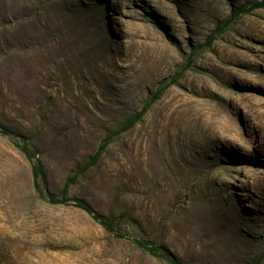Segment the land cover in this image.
I'll list each match as a JSON object with an SVG mask.
<instances>
[{
	"label": "rangeland",
	"instance_id": "374dc122",
	"mask_svg": "<svg viewBox=\"0 0 264 264\" xmlns=\"http://www.w3.org/2000/svg\"><path fill=\"white\" fill-rule=\"evenodd\" d=\"M262 1L0 0V125L57 196L110 140L70 197L183 264H264ZM17 142L0 134V264H169L42 199Z\"/></svg>",
	"mask_w": 264,
	"mask_h": 264
},
{
	"label": "trees",
	"instance_id": "16d2710c",
	"mask_svg": "<svg viewBox=\"0 0 264 264\" xmlns=\"http://www.w3.org/2000/svg\"><path fill=\"white\" fill-rule=\"evenodd\" d=\"M259 7H264V0L258 4ZM165 87L156 91L150 101L132 118L128 119L125 124L116 132V135H120L125 133L132 128L146 115L148 110L151 108L153 104L161 99L164 94ZM0 134L5 136H10L16 139L17 147L21 151V153L26 157V159L30 162L32 166V174H33V183L36 192L38 195L53 205H73L76 208L87 213L94 221H96L107 233L113 235L117 239H125L131 241L133 244L138 246L140 249L150 254L153 257L162 259L169 264H183L181 260L174 255L168 248L162 245H158L156 243L145 241L139 238L132 236L125 228H124V220L121 216H113V215H104L100 212L96 211L94 207L88 203L84 199L72 198L69 196V188L70 185L78 179L80 175H84L90 169L95 167L104 152L105 148L109 144L110 140H106L102 146L98 149L93 157L84 164L76 173L74 177H70L67 179L65 186L60 193L59 196L54 195L47 191L44 187L46 176L44 167L41 159L38 156V152L31 148L26 142L25 138L6 127L0 125Z\"/></svg>",
	"mask_w": 264,
	"mask_h": 264
},
{
	"label": "bare ground",
	"instance_id": "6f19581e",
	"mask_svg": "<svg viewBox=\"0 0 264 264\" xmlns=\"http://www.w3.org/2000/svg\"><path fill=\"white\" fill-rule=\"evenodd\" d=\"M183 109H184V108H183ZM207 115H208V114H207ZM204 116H205V115H204ZM210 117H211V116H210ZM191 119H192V118H191ZM158 121H159V120H158ZM160 122H161V121H160ZM155 123H156V122H155ZM155 125H156V124H155ZM157 125H158V124H157ZM159 126H160V125H159ZM154 128H156V127H154ZM154 128H153V129H154ZM153 133H154V132H153ZM151 151H152V150H151ZM151 151H150V152H151ZM153 154H154V153H153ZM159 155H160V154H159ZM125 156H126V155H125ZM163 156H164V155H163ZM151 157H152V156H151ZM165 158H166V157H165ZM163 159H164V158H163ZM152 161H154V160H152ZM161 162H162V161H161ZM159 163H160V162H159ZM164 163H165V162H164ZM155 164H156V163H155ZM155 164H154V165H155ZM162 164H163V163H162ZM157 165H158V164H157ZM174 165H175V164H174ZM151 168H152V167H151ZM161 168H162V167H161ZM162 169H163V168H162ZM165 183H166V182H165Z\"/></svg>",
	"mask_w": 264,
	"mask_h": 264
}]
</instances>
